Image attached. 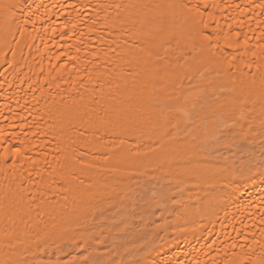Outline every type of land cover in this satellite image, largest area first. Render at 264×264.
<instances>
[{
	"label": "bare ground",
	"instance_id": "obj_1",
	"mask_svg": "<svg viewBox=\"0 0 264 264\" xmlns=\"http://www.w3.org/2000/svg\"><path fill=\"white\" fill-rule=\"evenodd\" d=\"M0 264H264V0H0Z\"/></svg>",
	"mask_w": 264,
	"mask_h": 264
},
{
	"label": "rangeland",
	"instance_id": "obj_2",
	"mask_svg": "<svg viewBox=\"0 0 264 264\" xmlns=\"http://www.w3.org/2000/svg\"><path fill=\"white\" fill-rule=\"evenodd\" d=\"M241 144H243V143H241ZM235 146H236V147H241V146H243V145L240 146V145L238 144V146H237V145H235Z\"/></svg>",
	"mask_w": 264,
	"mask_h": 264
},
{
	"label": "snow or ice",
	"instance_id": "obj_3",
	"mask_svg": "<svg viewBox=\"0 0 264 264\" xmlns=\"http://www.w3.org/2000/svg\"><path fill=\"white\" fill-rule=\"evenodd\" d=\"M17 154L19 153V149L16 150Z\"/></svg>",
	"mask_w": 264,
	"mask_h": 264
}]
</instances>
